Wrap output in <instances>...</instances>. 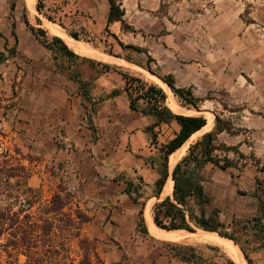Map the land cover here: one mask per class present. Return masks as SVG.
<instances>
[{"label": "rangeland", "instance_id": "obj_1", "mask_svg": "<svg viewBox=\"0 0 264 264\" xmlns=\"http://www.w3.org/2000/svg\"><path fill=\"white\" fill-rule=\"evenodd\" d=\"M126 1L135 6L127 22H132L136 28L117 39L111 28L104 27L100 33H94L78 18L62 20L55 13L56 3L52 0H42V11L37 9V0L34 16L29 14L26 0H0V206L12 201L14 210H18L27 194L35 201L41 199L48 203L58 190L65 188L74 208L87 190L86 182L82 181L80 162L71 150L75 147L74 141L66 142L59 127L52 131L44 129L48 122V104L44 98L56 92L57 74L70 68L68 72L72 76L86 82L89 93L91 87L88 85L93 79L103 77L101 82L114 85L111 94L119 95L125 91L122 72L138 76L147 83H156L148 72L159 77L172 73L177 86L192 87L195 96L201 100L198 107H186L163 88L167 93L166 104L170 107L171 101L175 100L183 106L180 113L208 118V127L190 139L185 154L204 133L216 131L212 144L218 148L213 151V158L220 165L225 164V158L233 161V166L225 169L212 161L204 166V186L211 198L204 206L206 215L220 224L224 232L234 236L240 248L243 246L257 264H264V237L260 224L254 219L261 217L260 223L264 222V209L261 208L264 205V0ZM12 5L15 7L14 19L10 16ZM149 6L153 8L152 13L147 12ZM24 16L34 26L42 27L46 35L35 36L24 22ZM12 20L16 23L17 41L12 35ZM48 21L59 24L69 36L70 31L76 32L78 40L90 47L95 55L79 54L86 59L69 57L44 46L42 39L51 41L55 36L45 27ZM118 40L139 49L123 47ZM115 54L124 60L130 58L131 64L121 65L101 56L118 57ZM91 59L110 64L112 68L106 69ZM115 90L119 93L114 94ZM220 128L225 129L217 132ZM66 147L70 150L66 151ZM162 156L159 155V160ZM8 167H11L9 171L6 170ZM169 168L170 171L173 169L170 163ZM7 173L13 175L7 178ZM115 178L131 180V191L141 186L138 173L130 169ZM126 187L127 183H119L111 190L116 195L118 188ZM172 191L171 185L163 195ZM141 202L136 205L126 199L125 203L117 205L113 202L112 205L140 208ZM39 205L36 202L27 212L34 220L49 217L52 221V233L48 236L60 252L51 259L63 260L66 254L76 260L81 258L83 251L79 239L74 236L76 229H70V250L61 252V243L68 242L65 222L59 220H65V217L59 213L45 214ZM24 213L20 214L21 221L26 220ZM131 216L127 221L131 230H120L117 226L103 229L100 222L110 220L111 214L101 210L100 215H95V224H87L83 229V223L79 231L89 238L91 246L108 249L106 244L110 243L120 248L123 241L136 239L137 232L147 231L145 218L142 221L140 215ZM135 219L137 226L133 228ZM201 230L204 229L196 228L191 232ZM7 236H3L0 243L5 242ZM172 243L208 249V264L234 262L220 247L199 243L194 238ZM21 250L15 251L14 258H10L0 246V264H10L15 258L19 264L25 263L27 256ZM124 259L129 261L127 255Z\"/></svg>", "mask_w": 264, "mask_h": 264}, {"label": "crops", "instance_id": "obj_2", "mask_svg": "<svg viewBox=\"0 0 264 264\" xmlns=\"http://www.w3.org/2000/svg\"><path fill=\"white\" fill-rule=\"evenodd\" d=\"M52 1L56 3L55 13L59 18L62 17V20L78 18L94 33H100L104 27H108L112 29V35L119 39L127 32L122 29L121 21L108 22L109 0ZM121 1L125 9L124 18L127 21L135 6L132 2ZM152 10L153 8L149 6L147 12L152 13ZM70 70L69 68L57 74L56 92L44 98L48 104L46 108L48 122H45L44 129L52 131L59 127L66 142L74 141L75 147L71 150L75 152L76 161L80 162L82 181L86 182L87 189L81 194L79 205L90 218L84 223L83 229L87 224H95L97 219L95 215H100L101 210H105L111 217L108 221L104 219L100 222L103 229L117 226L120 230H131V225L127 222L131 215L136 214L145 218L147 203L151 199L153 203L158 199L155 182L160 177V164L162 167V158L159 160V155L162 154L161 147L179 131V124L176 121L158 123L156 116L132 110L126 91L112 95L114 85L108 84L107 81L101 82L103 77L93 79L88 85L91 92L86 95V82L82 79L83 87L78 79L68 72ZM65 149L70 150L68 147ZM175 153L170 154L171 169L184 156H180L174 162ZM126 169L133 170L140 177L141 186L138 190L133 189L131 196L145 202L142 214L141 207L138 206L125 208L112 205L113 202L117 205L125 203L126 199H131L133 204L138 205L125 188H118L116 195L111 190L115 184H126L124 179L115 178V175L126 173ZM167 180H171L173 188L172 176L169 175ZM164 186L160 192V199L166 197L163 195ZM136 226L135 219L133 228ZM146 229L144 233L137 232L136 239L123 241L120 248L110 243L106 244L108 249L98 246L100 256L106 263L111 264L122 260L124 255H127L129 261L134 264L209 263L208 249L194 244H176L161 240L150 234L148 226ZM182 256L187 259H182Z\"/></svg>", "mask_w": 264, "mask_h": 264}, {"label": "trees", "instance_id": "obj_3", "mask_svg": "<svg viewBox=\"0 0 264 264\" xmlns=\"http://www.w3.org/2000/svg\"><path fill=\"white\" fill-rule=\"evenodd\" d=\"M109 1L110 11L108 14V22L116 20L121 21L122 29L124 31H135L133 25L129 24L124 18L125 9L122 7V1ZM42 8V0H38L37 9L42 11ZM14 9L15 7L12 5L10 14L12 18L14 17ZM47 17L50 20L56 21L50 15H47ZM24 22L35 36L39 37L41 35H46V32L42 27H36L31 24L26 16H24ZM11 25L12 35L17 41L15 20H12ZM69 34L76 39L79 38L76 32L70 31ZM41 42L47 48L58 51L62 55L86 59L73 51L60 36H53L51 41L42 39ZM119 43L123 47L139 49L132 44L124 45L121 41H119ZM109 52L111 53V51ZM115 56L120 55L115 54ZM125 59L132 61L128 57H125ZM90 61L102 64L106 69L112 68V66L107 63H102L94 59H91ZM148 70L153 72L149 67ZM121 74L125 81L124 90L127 92L129 105L132 110L140 111L144 114H152L157 117L158 123L176 121L179 124V131L172 139L161 147L163 155L162 167L160 177L155 182L158 199L152 205L154 222L159 227L165 229H186L188 231H195L196 228H202L210 231H218L219 234L226 236L239 244L234 236L224 232L220 228V224L215 223L211 216H207L204 209V206L211 201V198L206 193L203 184V181L205 180L201 172L203 167L209 161H212L223 169L233 166V161L230 158H225V164L220 165L219 161L215 160L212 156L213 151L218 148L215 144H212V141L215 139L216 131L204 133L197 142L190 145L187 154H185L170 171V154L178 151L194 132L206 125V117L203 115H188L173 111L166 104L167 93L163 87L156 83H147L142 78L126 72H122ZM160 77L169 85L172 93L183 106L198 107V102L201 99L195 96L192 87L177 86L176 78L172 73ZM77 79L82 84V79ZM82 86L84 87L83 84ZM88 93V91L85 92L86 95ZM117 93H119L118 90H115L114 94ZM150 128H152V126H150ZM223 129L225 128H220L217 132H220ZM10 169L11 167L6 168L7 171ZM12 175L13 174L11 173L6 174L7 178H10ZM169 175H171L174 180L173 192L171 195L160 199V192L162 191V187ZM126 183L127 187L125 190L131 196V185L133 183L131 180L126 181ZM29 190L35 192L32 188ZM131 197L135 203L139 202L137 197ZM36 202L40 204L38 208L43 210L45 214L50 212L59 213L65 217V220L57 218L60 221L65 222L68 234L66 235L67 237L65 236L66 241L68 242L61 243V252H68V250H70V247L68 246L72 235L70 229L77 230H75V235H73L79 239V246L83 251L81 258L76 260V258H71L66 254L63 260L56 257L55 259H51L54 254H59L60 248L58 245H55L52 239L48 236L52 233L53 228L50 218L39 217L37 220L30 218L31 214L27 211H29ZM20 203L21 206L18 210H14V202L12 201L6 203L5 206H0V239L3 236L8 235L5 242L0 243V246L7 251L10 258H14L15 251L22 249L21 252L24 251L27 256V261L22 264H111L106 263L100 256L97 246H91L89 238L80 233L79 230L81 225L87 222L90 218L79 204H75L74 208L71 206V195L65 188L58 190L48 203L43 202L41 199L35 201L32 199V196L28 194L26 195L25 200ZM144 205L145 202H141L140 214L143 213ZM261 208L262 210L264 209L263 204ZM64 209L67 210L65 211ZM22 212H25V221H21L20 219V214H22ZM254 219L260 224V231H262L264 237V222H262V224L260 223V221H263V218L257 217ZM142 221H144V218H142ZM241 249L248 264H257L244 250L243 246H241ZM182 259L187 258L182 256ZM10 264H19V262L15 258L11 260ZM112 264L134 263L124 259ZM233 264L235 263L233 262Z\"/></svg>", "mask_w": 264, "mask_h": 264}, {"label": "bare ground", "instance_id": "obj_4", "mask_svg": "<svg viewBox=\"0 0 264 264\" xmlns=\"http://www.w3.org/2000/svg\"><path fill=\"white\" fill-rule=\"evenodd\" d=\"M36 2L37 0H27L28 3V11L31 16L36 15ZM45 27L53 34L61 36L65 39L67 45L76 53L82 54V55H95L92 52V49L84 44H82L78 39L69 36L65 33L64 29L56 23H53L51 21H48L45 24ZM103 58L110 60L114 63L118 64H126L127 66L131 64L129 61H126L120 57H114L112 55H101ZM101 58V59H103ZM147 73V72H146ZM151 79H153L157 84H159L161 87H163L166 91H169L172 93L171 88H169V85L159 76L156 74L148 72ZM171 97V96H170ZM172 98V97H171ZM175 99V97H174ZM183 108L181 107L175 100H172L170 103V109L174 110L175 112L180 113L179 109ZM196 112V111H195ZM193 113V112H192ZM192 115V114H191ZM195 115V114H194ZM212 115L209 116V121L212 120ZM208 119V118H207ZM214 121V120H213ZM210 123V122H209ZM208 123V125H209ZM207 125H205L200 130L194 132L189 139L180 147V149L174 154V162H176L180 156L184 155L187 147L189 145L190 139L195 137L198 133H200ZM212 126V125H211ZM208 127V126H207ZM213 127V126H212ZM206 131V130H205ZM171 181L167 180L164 186V191H169L171 189ZM152 203L153 199H151L145 209V220L148 226V230L150 234H152L154 237L166 240V241H173V242H179L183 240H187L189 238H194L195 240L199 241V243H208L215 246L220 247L233 261L235 264H248V261L244 257V253L240 246L234 242V240L221 236L218 234V231H210V230H201L198 232H191L185 229H165L159 227L153 220L152 216ZM190 243V242H189Z\"/></svg>", "mask_w": 264, "mask_h": 264}, {"label": "water", "instance_id": "obj_5", "mask_svg": "<svg viewBox=\"0 0 264 264\" xmlns=\"http://www.w3.org/2000/svg\"><path fill=\"white\" fill-rule=\"evenodd\" d=\"M26 4H27V0H26ZM27 7H28V5H27ZM219 234V233H218ZM219 235H221V234H219ZM221 236H223V235H221ZM224 237H226V236H224ZM228 238V237H227Z\"/></svg>", "mask_w": 264, "mask_h": 264}]
</instances>
